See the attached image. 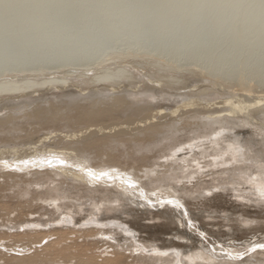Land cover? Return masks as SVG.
<instances>
[{
    "label": "bare ground",
    "instance_id": "6f19581e",
    "mask_svg": "<svg viewBox=\"0 0 264 264\" xmlns=\"http://www.w3.org/2000/svg\"><path fill=\"white\" fill-rule=\"evenodd\" d=\"M76 1L84 3L83 0ZM85 1L88 2L86 5L63 7L48 5L36 12L29 13L19 10L4 12L1 10L4 4L0 2V11H3L0 12L1 97L13 95L16 97L24 95L27 91H39L40 88L66 86L73 77L71 76L73 69H64L62 65L70 66L75 63L74 66H76L85 63V67L86 65L92 66L91 68L86 67V71H91L96 68L100 70V67L111 62L113 68L108 66L103 67L102 71H95L93 79L99 81L118 80L127 77V71L123 70L119 64L127 63L130 57L137 56V58L143 57V59L147 57L144 61L148 63L151 59H154V62L161 59L165 53L180 57L177 61L178 64L175 62V66L172 67L177 71H181L180 69L187 65L200 68L203 65L202 60L208 57L207 67L205 66V68L203 65L202 67L205 69H193V75L199 77L216 75L217 77V74L220 75V71L233 65V56L236 54L234 52L239 50V45L241 48L242 43L248 42V39L250 43L245 47L251 51L248 50L250 52L247 56L245 55L246 66H243L247 68H245L246 72L251 67H260L261 65L264 67V58H255L253 55V50L255 52L256 48L264 49V10L259 4L243 13H238L237 9L234 10L235 8L232 7L240 6L244 0H171L170 4L161 0H125L126 3H120L122 0ZM124 18L132 19L125 20ZM110 27L114 28L110 30ZM178 44L180 47H177ZM224 45L227 53L220 54V47ZM216 52V56L220 54L219 57L215 56ZM143 59L141 58V60ZM58 60L62 62L61 67L58 69L57 65H54L56 70L51 71L50 69L53 67L51 65ZM126 60L128 61L126 62ZM79 61L83 64L76 63ZM90 62L96 66L90 65ZM155 65L157 66L156 63ZM235 65L238 66V62ZM74 66L72 65V67ZM157 71L161 72L159 68ZM83 75L86 74L83 73ZM231 75L234 76L232 73ZM148 76L150 75L148 74ZM174 76L175 73L174 75L169 73L163 79L168 81ZM151 78L153 79L154 76ZM176 78L177 76L175 81ZM148 79L150 80V78ZM178 81L180 80L178 79L177 83ZM246 82L245 79H242L239 84L240 89L233 90V92L245 91L246 93H241L243 99L229 94L220 102L205 103L203 110L188 118L185 114L174 116L178 114L181 107L186 109L187 106L195 104L201 106L206 101L203 103L189 101L170 110L160 107L161 105L156 108L154 106V111L150 115H144L143 118L105 125L96 123V121L100 122L102 119L104 121V118H108L111 115V107H113L110 105L124 104L125 99L113 96L106 105L95 103L76 114L62 115L59 112L60 108L52 106L35 108L29 112L28 116L33 120L42 119L43 122L58 123L61 126L85 121H94L95 123L84 126V130L81 127L82 129L77 128L79 130L65 134L64 130H61L60 133H58L59 130L50 131L35 137L36 139L34 138L31 144L24 146L25 148L13 150L0 147V154L20 151L17 153L19 154L17 158L2 159L1 164L7 168L8 175L15 171L20 176L21 173L33 170L38 177L50 179L53 176L52 171H54V176L56 175L60 181L59 188H55V190H58L67 199L56 205L59 208L63 206L72 208L71 211L62 210L63 215H60L56 224L50 226L52 228L48 230L45 229L46 225H43V222L40 223L38 220L29 218L24 219L26 215H23L26 210L19 211L17 225L12 222L17 229L12 232L11 226L7 230L4 228L5 231H0V239H7L12 243L11 249H6L15 251L16 246L21 252L15 251L18 254L12 252L14 255H10L9 259L6 258L8 253H0L2 255L0 259H5L4 262L8 261L9 264H203V260L208 263L217 261L218 264H264V250L260 249L249 253L243 260H236L226 255L231 253L232 256H235L259 241L248 242L247 239L244 240V236L236 235L234 240L226 246H218L219 249L213 244V249H215L213 251L210 247L203 245V241L200 243L201 239L198 234L194 233L195 236L192 234V230L195 229L192 228L188 231L185 228H180L177 221L174 220L175 216H179L178 221L182 225L190 220L193 227L198 230L203 229L206 222L203 221L204 224L199 222L197 225L193 213L196 210L202 211L204 206L194 208L191 204L193 205L195 199L201 201L204 198L216 201L219 198L220 200L225 193L227 195L230 191L229 183H233L231 185L238 184L239 189H242V182L250 183L248 186L252 185L248 189H252L254 193H248L242 189L244 191L242 201L251 203L254 201L258 205L264 201L259 194L260 190L264 188V171L260 167L261 151L253 148V145L246 140L248 134L245 133V136L241 132L246 125L264 129V93L253 96L252 94L257 92L259 84L253 88V84H249V82L246 84ZM143 106L145 105L132 104L128 107L138 112L145 110ZM164 114V117L169 118L168 121L164 124L155 123ZM13 118L12 116L1 121L3 124L0 125L1 133L9 135L14 131L13 125L16 121ZM188 126H196L198 130H194V132H199L204 138L209 137L206 142L210 143L209 150L204 147L199 151L203 154L202 158L210 156L212 158L199 160L200 158L195 155V149L200 144L191 141L192 144L189 143L190 146L187 147L188 152L186 153L190 152L188 156L183 152L187 148L181 147L175 149L171 154L172 157H168L166 161H150L152 155H150L149 147L145 142L157 139L165 129H172L178 134L185 132ZM144 127L146 129L136 137L128 133V131ZM117 131L119 132L116 133ZM91 132L95 134L93 136H97L95 140H87L82 145L76 143ZM99 133L102 135L99 136ZM65 139L72 143L68 146L67 144L63 145ZM99 145L102 149H95ZM118 145H130L128 148L132 152L145 153L146 163L139 164V167L133 171L126 169L120 164L121 160H130L134 153L132 155L131 151L126 149L127 152L119 156L118 153H114L116 151L114 148ZM49 157H59L66 163L60 165L54 160L55 167L41 163L47 161ZM102 158L106 159L98 161L99 163L94 161V159ZM25 160L29 161L27 165L22 163ZM192 162H196V165ZM192 167H197V169H191ZM204 168H209L207 169L208 173L203 170ZM89 169L96 175H99L101 171H108L113 179L104 177L94 180L87 175ZM184 172L187 174L183 175ZM194 173L200 176L193 184L182 181L183 178L194 177ZM209 174L214 176L206 179L205 175ZM11 187H14V184ZM216 188H221L223 191L218 192L215 190ZM209 195L212 197L209 198ZM250 195L256 199H250ZM60 199L61 197H56L51 198L50 201L54 204ZM72 199L80 202L81 206L83 204L85 206L86 200H92L93 206L88 209L91 210L90 214L85 215V212L82 214L81 207L77 203L78 208L73 209L75 204L72 203ZM169 200L174 203H167ZM176 201L180 206H177ZM131 203L137 205L142 203L143 206L151 207L156 211H150V208L146 209L144 216L139 213L140 208L137 205H131ZM164 204H166L164 208L159 207ZM40 208L47 209L43 205H40ZM95 209L103 211L100 218L92 216ZM110 210H113V213L107 214V211ZM12 212H14L13 208L8 209L5 216L8 217ZM7 217L5 219H9ZM148 219L160 220L157 225L165 226V229L159 233V238L180 245L185 242L181 240L177 242V240L168 239L165 236L176 235L182 238L183 235L194 238L196 245L192 247L186 245V250L183 251L175 246L160 247L156 244H146L145 241L141 242L136 238L135 232L153 227L154 224L146 223ZM199 219L204 220L201 217ZM84 220L87 221L83 223ZM154 223L156 225V222ZM43 226L44 228H42ZM99 234L101 237L95 238ZM117 234L122 238L125 236L129 240L130 252H127L130 248L129 245L125 246L123 242L121 243L122 239L112 241ZM105 237H111V239H105ZM259 243H264V241ZM106 244L108 246L105 247ZM6 245L4 246L6 247ZM217 253L226 256L220 257ZM208 259H212V261H207Z\"/></svg>",
    "mask_w": 264,
    "mask_h": 264
},
{
    "label": "rangeland",
    "instance_id": "374dc122",
    "mask_svg": "<svg viewBox=\"0 0 264 264\" xmlns=\"http://www.w3.org/2000/svg\"><path fill=\"white\" fill-rule=\"evenodd\" d=\"M161 1L165 2L166 4L172 3L171 0H161ZM214 1H222V0H214ZM0 2L4 4L3 9H1V10H4V12H7L9 10H19L20 12H26V13L33 12V11L36 12L37 10L42 9L43 7L48 6V5H52L54 7H63V6H80V5H86L88 3L85 0H83L84 2L83 4L76 0H0ZM242 2H243L241 3L242 8H240L241 5L238 7H232V8H235L234 10L237 9L238 13L239 12L243 13L247 11L248 9H250L251 7L259 4V0H244ZM120 3H126V1L122 0ZM0 12H3V11H0ZM263 17H264V14H263ZM124 19L127 20V19H132V18H124ZM114 27H116V25H114ZM114 27H110V30H112ZM244 43H242L243 46L241 48H240L241 45H239L238 51L236 50L234 52V54L235 53L236 54L235 55L233 54L234 55L233 65L225 68V70L220 71L219 73L220 75L217 74V77L216 75L214 76L208 75L206 77H203V76L199 77V76L193 75L195 68L198 70H202L201 68L208 65L207 64L209 63L208 57H205V59L202 60L203 65H204V66L202 65L203 67L200 66V68H198L192 65H187L186 67L180 69L181 71H177V70H174L172 67L175 66V62H177L178 58L180 57L170 56V55H167L166 53L164 54L165 56L161 58L162 60L159 58L155 62H154V59L152 60L151 58H148L152 60V61L151 60L149 61L151 62V64H149V62L147 63L144 61L145 58L147 57H145L144 59L143 57H140V58L138 57L139 58L138 59L137 56H134L135 58L130 57L129 58L130 60L128 59L130 62L126 60V62L128 61L127 63L124 62V64L123 63L119 64V66H122L123 70L127 71L128 73L127 77H123L118 80L110 79L106 81H99V80L93 79V73H95V71L96 72L100 70L102 71L104 70L103 67L106 68L108 66H112L113 68L114 66L111 65V62L106 63V65L103 67H100L101 68L100 70H97L98 68H96L91 71H86L87 70L86 67L88 66L86 65L85 67V63L83 64L81 63V61L76 62V63H81L83 65L77 64L78 66L77 65L74 66L75 63L72 64L74 67H72V65L70 66L62 65V68L64 69H68V68L73 69V71H71V76L73 77L66 84V86L63 85L64 87H59V88L57 87L56 88H52V87L40 88L39 91H36V92L27 91L24 95L16 96V97L15 95L2 96V97L0 96V125H3L2 122L5 121L4 119H7L8 117L13 116L14 117L13 119L16 121L13 125L14 131L12 133L14 134L11 133L9 135H6L5 133L3 134L0 132V145H1L0 147L3 146L6 149L12 148L13 150L18 149V148L21 149L22 147L24 146L26 147L27 145L31 144L32 141H34L35 137L37 138L40 135L49 133L50 131L59 130L58 133H60L61 130H64V134H65V133L72 132L74 130H79L81 127H83V130H84L85 129L84 126L90 123H95L94 121H85V122L76 123L74 125L65 124L61 126L58 123L51 124V123L44 121L47 123L46 124L43 122L42 119L33 120L31 117L28 116L29 112H32L35 108L37 109L39 107H44V108L46 107L49 108V106H52L53 108L58 107L60 108L59 112L62 115L76 114L79 111H81L83 108L87 109L88 107L92 106V104H95V103L106 105L108 104L107 101H110V99L113 96H120L123 99H125L124 104L116 103V104L110 105L113 107H111V113H110L111 115L108 116V118L107 117L106 119L104 118V121H102L103 119L100 122L96 121V123H102L105 125V124L116 123V122H129L131 120L132 121L135 120L136 118L138 119L139 117L143 118L144 115L145 116L148 114L150 115L154 111V109L160 105H161L160 107H163L166 110H170V109L176 108L177 106H180L181 104H185L189 101H196V102L198 101L200 103H203L204 101H206L201 106L199 104H195V105H190L191 107L187 106L186 109L181 107L180 109L181 111L179 110L178 114H176L174 117H176L177 115L185 114V116L188 118V117H191L192 115H197L198 111L203 110V105H205V103H210V101L212 103L220 102L223 99H225V97H227L229 94L230 95L233 94L235 95L236 98L237 97L240 98L241 93H246V92L238 90V91H235L236 92L235 93L233 92V90H236L237 88L240 89L241 86L239 84H241L240 82L242 79H245L247 81L246 84H248V82L249 84H253V88H255L259 84L257 86L258 88L257 92L252 94L253 96L256 94H261V93L263 94L264 93L263 92L264 91V67L262 65L260 67H251L249 68V71L247 70L248 72H246L245 70L246 67L243 66L245 65V61H244L246 58L245 55L247 56L251 50L248 47H245V45L248 46V43H250L249 39H248V42L245 41ZM177 47H180V45L178 44ZM246 50L247 51L250 50V51L247 52ZM255 50H256L255 52L253 50V55L255 56V58L256 57L264 58L263 48H256ZM220 51H221V53L219 52L220 54L227 53L225 45L220 47ZM217 52L215 53V56ZM220 54L218 55L220 56ZM218 55L216 57H219ZM136 58L138 60V61L136 60L137 63L136 61L133 62V60H135ZM141 58L143 60H141ZM131 60L133 63L131 62ZM140 60L143 62H141ZM237 62H238V66L235 65L237 64ZM155 63L158 66L157 67L155 65L157 68L154 66ZM60 64H62L60 60L55 61L51 65L53 66L52 69L50 68L49 69L51 71L56 70V67H58L59 69V67H61ZM163 64L165 67L163 66ZM176 64H178V62ZM54 65L55 66L57 65V66L55 67ZM90 65H94V64L90 62ZM47 66H50V65H47ZM95 66L96 65H94V67ZM91 67H88V68H91ZM158 68L161 70L160 73L159 71H157ZM236 69H237V72H235ZM83 73L86 75H83ZM169 73L171 74L173 73V75L175 73V76L168 81L163 79V77L166 74L168 75ZM231 73L234 74V76L231 75ZM148 74L151 77L154 76V78L152 79L150 76H148ZM152 74L154 75L152 76ZM176 76H177L176 79L180 80L178 81V83H177V80L175 81ZM148 78H150V80ZM195 84H198V85L200 84V85L199 86L197 85L198 86L197 87ZM201 87L203 88L205 87V89ZM241 99L243 98L241 97ZM132 104L145 105L143 106L145 110L144 111L139 110L138 112H136V110H132L130 109V107H128ZM164 116L165 114L160 116L158 121H156L155 123L164 124L165 122H167L169 118L164 117ZM253 126L254 125L252 126L246 125L244 126L245 129H243L241 132H243L244 135L245 133L248 134V136L245 135L247 137L246 140L249 141L253 145V148L261 150L262 142H264V129H257V128H254ZM145 129H146L145 127L140 128V129H134V130L128 131V133L132 135L133 137H136L140 135V133ZM194 130H198L196 126H188L185 132L183 131L181 132L182 134L181 133L176 134L172 129H165L159 134L157 139H151L145 142L146 145L149 147L150 155H152V159L150 161L152 162H154V160L166 161L168 157L169 158L172 157L171 154L175 151V149H178L181 147L187 148L192 143L200 144V146L195 149L197 151V152L195 151V155L200 158L199 160L203 161L204 159L208 160L212 158L211 156L207 158H202L203 154H201L200 152L202 148L204 147L206 148V150H209L210 143H206L209 140V137L204 138L202 134H200L199 132H194ZM118 132L119 131H117L116 133ZM93 135L95 134L91 132L88 136L83 137L76 143L82 145L87 140H95L97 136H93ZM101 135L102 134L99 133V136ZM64 141H65L64 144L62 143L63 145L67 144L68 146L70 143H72L67 139H65ZM191 141L193 142L191 143ZM74 146L76 147L75 144ZM128 146L130 147V145ZM128 146L118 145L116 148H114V150H116L114 153H118L119 156L127 151L129 152L131 151L132 155L134 153V156H131L130 160H121V163H120L126 169L133 171L134 169H137L139 167V164L146 163L145 161H147V159L144 157L145 153L139 152V151L132 152V150L128 148ZM98 148L102 149L100 145L96 146L95 149H98ZM126 149L128 150L126 151ZM16 152L18 153L20 151H16ZM149 152L147 153L148 155H149ZM183 152L187 156L190 154V152L186 153L188 152V148ZM17 153L5 152L3 154H0V224L1 226H3V227L0 226V229H1L0 231H5L4 228L7 230L10 226H11L10 230L12 232L15 231L17 229L15 225H17L16 222H18V217H19V216L17 217V213L22 210H26V213H27L23 215V216L25 215L27 216V217L25 216L24 219L29 218V219L38 220L40 221V223L43 222L42 224L46 225L45 229L48 230L52 228L50 226H54V224H56V220L58 219L60 215L61 216L63 215V211H71L72 208H66L65 206L59 208L56 205V204L63 203V201H66L67 199L63 197L58 190L57 191L55 190V188H59L58 184L60 183V181L58 180V177L56 175L54 176V171H52L53 176L50 177V179H42L41 177H38L37 175L34 174L35 172L33 170L28 171L27 173L26 172L21 173L22 175L20 176L17 175L15 171L13 172V174L8 175L7 168H5L1 164L2 159L17 158L19 157L18 156L19 154ZM103 159H106V158L94 159V161H97V163H99L98 161H101ZM152 162H149V163H152ZM192 164L196 165V162H192ZM202 164H204V162H202ZM191 169H197V167L196 168L192 167ZM207 169L209 168H204L203 170L207 171ZM206 173H208V171ZM186 174L187 173L185 172L183 173V175H186ZM193 176L194 177H190L189 179L183 178L182 181L187 182L188 184H193V182L196 181L200 175L197 176V173H194ZM212 176L214 175L213 174L205 175V178L206 179L211 178ZM244 183L245 182H242V189H244V191H248V193H254L252 189H248V187H252V185L248 186L250 185V183H245V184ZM12 184H14V187L10 188ZM229 184L228 186L229 187L231 186L230 191L228 192L227 195L225 193L224 197H221L220 200L219 198H217L218 200L216 199V201L214 200L209 201L208 199H204V198L201 201L196 200V199L194 201L192 200L193 205L191 204V206H193L194 208H197V207L201 208L204 206L202 211L198 212L196 210V212L193 213V216L196 219L195 222L197 225H199V222L203 224L204 222H206L203 225V229L200 228V230H198V228L196 229L195 227H193L191 225L192 223L189 224L190 220H187L186 224L182 225V223L181 222L179 223L178 221L179 216L174 217V220L177 221L180 228H185L188 231L192 230V228L195 229V230H192V234L194 233L198 234V236L201 239L200 243H202L203 241V245L210 247V249H213V244L218 249H219L218 246H224V245L226 246L227 244L232 242V240H234L236 235L244 236V240L247 239L248 242L255 243L256 241H259V242L264 241V201H262L260 205H258V203H254V201H252V203L248 201H242V195H244V191H242V189H239L238 184L236 183L234 185H231L233 183H229ZM233 188H234V191H232ZM11 189H12V192L10 191ZM215 190L216 191L218 190V192H220V190L222 189L216 188ZM56 197H61V199L58 201H55L56 203L53 204V202L50 200L51 198H56ZM211 197L212 196L209 195V198ZM250 199H256V197H252V195H250ZM34 202H35V205H34ZM72 203L75 204V206L79 204L78 206L81 207L80 209L82 211V214H84L83 212H85V215L90 214L91 210H88V209L91 206H93L92 200H86L85 206L84 204L83 206H81L82 204L80 205V202H78L77 200H73V199H72ZM194 203H197V204H194ZM200 203H204V204L202 205ZM40 205L46 206L47 209L40 208ZM131 205L136 206L137 204L131 203ZM165 205L166 204H164L163 206L160 205L159 207L164 208ZM75 206L74 207L72 206L73 209L78 208V206L77 207ZM137 206L140 208L139 213L144 214V216L146 215L145 213L146 209L150 208L149 209L150 211H156V210L151 209V207L148 208L146 206H143L142 203H140ZM12 208L14 212H12L11 215H9L10 217L9 216L7 217V215L5 216V213L7 212V210L12 209ZM156 209H159V208L156 207ZM107 212H108L107 214H112L113 210H110ZM102 213L103 211H97L95 209L92 216L100 218V215ZM183 213L186 218V214L184 211ZM6 217L9 218L10 220L5 219ZM199 217L203 218L204 220L199 219ZM14 218L17 220H15ZM86 221L87 220H84L83 223ZM12 222L15 225H13ZM147 222H149L150 224H154V226L146 230H143L141 232L139 230L135 232L136 238H138L141 242L145 241L146 244H156L160 247L175 246L177 248H181L183 251L186 250V245H190L191 247L196 245V241L194 240V238L192 239L188 236H183V235H182V238H179V236H176V235H171V236L166 235L165 236V237H168V239H175L177 240V242H179L180 240L185 242V243L182 242V244L180 245H175L170 240H163L159 238L160 237L159 233L163 229H165V226L157 225L160 222V220L156 221L155 219L154 220L148 219L146 223ZM154 222H156V225ZM42 228H44V226ZM201 233H203L204 235L201 236ZM99 237H101L100 234L97 235L95 238H99ZM116 239H122L121 243L123 242L125 246H127L128 244L130 247V242L128 239H126L125 236L122 238L120 235L117 234L115 235V238H113L112 241ZM259 242H256V243H259ZM11 244L12 243H10L7 239H0V253L2 254L8 253L9 255L6 258L8 257L10 258V255H14V253L18 254V252L20 251L16 246L14 250L18 252H15L13 250L10 251L9 249H11L12 247ZM4 245H6V247ZM106 246H108V244H106L105 247ZM6 248H9V249H6ZM130 251H131V247L127 250V252H130ZM217 254L220 257H225L226 255H228V254L221 255L220 253H217ZM0 256L2 257L1 254ZM4 260L0 259V264H6V263L9 264L8 261H6L5 263ZM207 261H212V259H208ZM202 262L203 264H218L217 261H215L214 263H208L203 260Z\"/></svg>",
    "mask_w": 264,
    "mask_h": 264
},
{
    "label": "snow or ice",
    "instance_id": "6c2138e0",
    "mask_svg": "<svg viewBox=\"0 0 264 264\" xmlns=\"http://www.w3.org/2000/svg\"><path fill=\"white\" fill-rule=\"evenodd\" d=\"M259 6L261 7L262 10H264V0H259ZM241 151H243V149H241ZM260 151H261L260 167H261L262 171H264V145L261 146ZM54 160L57 161L58 164H60V165H64L66 163L65 160H63L59 157H49L47 159V161H42L41 163L42 164L46 163L50 167H55V165L53 164ZM22 163L27 165L29 163V161L25 160V161H22ZM87 175L94 180H100L101 178H104V177H107L108 179H113V177L109 174L108 171H101L99 173V175H96L91 169H89V170H87ZM259 194H260V197L262 199H264V188H262L260 190ZM150 203H151V201H150ZM161 203H163V202H161ZM167 203L172 204V203H174V201L169 200V201H167ZM175 203L177 204V206H180L178 201H176ZM189 224H191V222H189ZM203 235L204 234L201 233V236H203ZM105 239H111V237H105ZM45 243H47V242H45ZM257 249L264 250V243H255L252 247L247 248L243 252L237 253L235 256H232L231 253H228V255L231 256L233 259L243 260V258L246 257L249 253L255 252V251H257ZM213 251H215V249H213Z\"/></svg>",
    "mask_w": 264,
    "mask_h": 264
}]
</instances>
